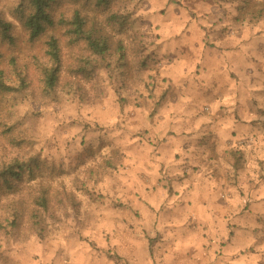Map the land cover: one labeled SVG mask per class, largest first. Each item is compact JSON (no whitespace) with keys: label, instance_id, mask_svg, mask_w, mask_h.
<instances>
[{"label":"rangeland","instance_id":"374dc122","mask_svg":"<svg viewBox=\"0 0 264 264\" xmlns=\"http://www.w3.org/2000/svg\"><path fill=\"white\" fill-rule=\"evenodd\" d=\"M20 1L0 0V13L25 59ZM117 9L129 20L124 66L113 55L79 92L8 99L27 151L62 168L76 206L56 203L27 238L0 231V264H264V0ZM180 120L200 136L212 120L231 124L216 182L198 166L169 172Z\"/></svg>","mask_w":264,"mask_h":264},{"label":"trees","instance_id":"16d2710c","mask_svg":"<svg viewBox=\"0 0 264 264\" xmlns=\"http://www.w3.org/2000/svg\"><path fill=\"white\" fill-rule=\"evenodd\" d=\"M117 3L21 0L12 15L25 34V59L15 24L0 13V231L9 238L38 232L56 203L66 199L76 206V198L67 195L62 168L27 151L30 140L11 124L15 112L8 99L36 92V87L48 99H56L62 85L79 92L83 79L91 84L113 55L124 66L129 20Z\"/></svg>","mask_w":264,"mask_h":264},{"label":"crops","instance_id":"0c3cea01","mask_svg":"<svg viewBox=\"0 0 264 264\" xmlns=\"http://www.w3.org/2000/svg\"><path fill=\"white\" fill-rule=\"evenodd\" d=\"M189 123L190 121L188 120H180L175 124V127H181L182 129L179 135L172 136L176 146L171 153L166 154L165 162L170 161L168 170L171 174L174 170V173H182L184 175L185 172L189 174L195 173L194 167L198 166L201 167V170H196V172H200L203 175L206 174L216 182L213 175H218L219 170L224 169L225 163L227 166L229 165L230 150L227 142L230 139L231 124L229 125L227 124L229 122L226 123L225 121L212 120L210 124H207V127H210L206 128L202 136H200L195 135L197 132L199 134V130H187ZM188 131L192 133L186 134ZM208 137L214 141L212 145L211 141L206 139ZM172 166L176 168H172ZM171 174L169 175L172 176Z\"/></svg>","mask_w":264,"mask_h":264}]
</instances>
